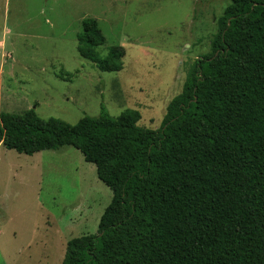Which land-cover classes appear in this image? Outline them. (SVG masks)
Listing matches in <instances>:
<instances>
[{
    "label": "trees",
    "instance_id": "trees-1",
    "mask_svg": "<svg viewBox=\"0 0 264 264\" xmlns=\"http://www.w3.org/2000/svg\"><path fill=\"white\" fill-rule=\"evenodd\" d=\"M211 53L195 60L161 126L140 114L69 125L0 113V146L31 156L64 146L95 166L112 192L97 233L67 242L62 264H264V0H228ZM77 35L79 56L122 70L96 20Z\"/></svg>",
    "mask_w": 264,
    "mask_h": 264
},
{
    "label": "rangeland",
    "instance_id": "rangeland-1",
    "mask_svg": "<svg viewBox=\"0 0 264 264\" xmlns=\"http://www.w3.org/2000/svg\"><path fill=\"white\" fill-rule=\"evenodd\" d=\"M228 0H0V113L74 125L140 114L160 128L195 60L211 53ZM97 21L98 49L123 52L122 70L98 71L77 52L81 23ZM112 192L71 146L31 156L0 146V264H62L69 240L97 233ZM42 242V243H41Z\"/></svg>",
    "mask_w": 264,
    "mask_h": 264
},
{
    "label": "crops",
    "instance_id": "crops-1",
    "mask_svg": "<svg viewBox=\"0 0 264 264\" xmlns=\"http://www.w3.org/2000/svg\"><path fill=\"white\" fill-rule=\"evenodd\" d=\"M42 243V242H41ZM67 245V244H66ZM42 261L43 263L42 264H48V258L46 255L43 256V258L40 260Z\"/></svg>",
    "mask_w": 264,
    "mask_h": 264
}]
</instances>
